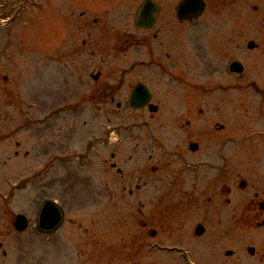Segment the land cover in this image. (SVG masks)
Masks as SVG:
<instances>
[{
    "label": "rangeland",
    "instance_id": "obj_1",
    "mask_svg": "<svg viewBox=\"0 0 264 264\" xmlns=\"http://www.w3.org/2000/svg\"><path fill=\"white\" fill-rule=\"evenodd\" d=\"M137 1L132 0L133 5L128 9L120 6L119 10L122 13L132 10ZM160 1L167 4L169 0ZM209 1L211 3L204 17L194 24L195 26L192 24V26L177 24L175 26L173 22L168 23V25L173 24L171 29L177 34L174 50L177 53L178 74L185 76L192 84H202V90H215L219 85L231 88L228 92L221 93L217 90L210 93L207 98L202 96L198 99L197 107L207 110L203 121L199 124L210 125L217 122L240 127L239 134L233 136L230 141L248 142L251 138L255 141H264V138L257 139L259 133H254L256 127L264 125V120L259 119L256 112L258 97L250 90V84L253 82L264 85V0H222V2L217 1L216 5L212 4V0ZM76 2L80 4L81 0H24V2L0 0V243L3 245L0 249V264L129 263L121 256L122 254L117 256L112 253L110 257L107 253V256L104 255L109 242L106 233L110 225L105 217V206L108 207L110 203L108 198L104 197V192L99 191L97 184L100 180H105V177L101 174L100 177L94 176L93 166H90L86 160L74 165V172L69 170L72 167L65 165L63 169L59 167L58 173L55 163L48 177H44L40 172L46 165L43 160L46 154L49 157L58 155L60 149L68 152L70 148L77 146V142L83 143L85 148L89 134L92 135L95 130L97 131V127H102L97 134L101 138L104 131L137 124L139 116L138 112L129 113L125 109L114 111V103L110 108L113 113L110 120L106 122L98 116L94 121L93 105H99L102 96L101 93L98 95L97 84L89 78L95 69H92L93 65L89 67L86 60H79L80 56L76 54L74 47L75 41H80L91 33L92 38L97 36L96 42L93 43L88 37L87 42H92L91 48L97 46L100 49L115 45V39L118 38L120 31L133 32L134 29L131 19L125 22L113 18L108 21L111 33H107L101 39V23L95 27L84 28V21L78 18L72 20L65 17L62 20L57 17L58 13L66 14L70 11V7H66L68 3ZM100 2L102 0H87L86 5L98 9ZM123 3L124 0L122 5ZM32 5L36 7L32 8ZM16 7H25L22 14L33 11L32 13H37V16L27 25L21 23L24 17L16 18L10 24L2 22L6 16L8 19H13L15 14L13 8ZM253 7H256V10H253ZM111 8L116 9V7ZM95 17L100 19V15L96 16L93 11L88 13V19ZM160 25L169 29L162 20ZM78 26L83 27L81 34L78 33ZM92 29H97L96 35L91 32ZM6 30H10L11 37L3 36ZM188 30L190 37L186 38L183 33ZM133 33L137 34L136 38L146 36V33L142 32ZM183 40L186 41L185 44L181 43ZM250 40L261 45L262 49L248 51L246 44ZM66 52L69 55L71 53L74 60L73 62L67 60L71 63L67 69L59 68L57 59L54 58L63 57ZM233 59H237L244 66V71L239 77L225 73V65ZM60 60L62 61L58 60V62L63 67L67 61ZM124 61L121 62L120 67H127ZM3 76L8 79L6 82L2 80ZM125 76L117 98L122 108L125 106V97L128 93L126 89L133 79L132 76H129V79L127 75ZM120 77L121 74L111 83L118 86ZM237 83L241 84L239 92L232 90L233 85ZM149 86L155 93L171 94L176 98V103L171 102L173 107L165 108L158 114L161 123L184 126L185 108L178 99L193 92L183 93L179 86ZM258 87L262 86L258 85ZM57 92H62V95ZM60 104L65 105L64 108H73L65 113L63 120L53 116L51 126L49 124V135L47 132H42L44 134L41 136L43 124L40 120L49 112L53 111L55 115ZM59 116L63 118L62 113ZM84 121H86L85 126ZM68 130L69 137L66 133ZM63 136L69 149L65 148L66 146L64 149L62 146L65 144L61 138ZM175 136L179 138L181 135ZM35 140L37 141L35 145L27 144ZM16 143H19L20 147L17 148ZM29 146L33 148L30 149ZM27 149L32 150L29 158L23 156ZM17 151L19 154L16 158L13 153ZM83 152L85 151L80 153ZM105 155H108V152ZM121 161L122 158L120 163ZM97 166L99 167L98 163ZM130 168L131 166L125 165L124 173ZM112 174L113 176L107 178L112 182L109 187L112 189L113 184L117 185L113 189L119 185L121 187V184L115 181L117 177L114 172ZM34 175L37 177L33 182H25L24 179H31L30 177ZM23 183L25 187L21 191H13L15 184L17 188ZM7 195L8 200L5 197ZM49 198L57 201L66 210L67 219L74 220V223L73 225L64 223V227L53 235H38L33 228L35 214L40 204ZM113 201L118 208L122 206V198H114ZM7 208H10L14 214L21 212L28 217L30 229L23 235H12L10 230L9 237L5 235L8 232L7 219L10 217L2 211ZM84 230L92 233L93 240L84 238ZM120 239L122 237L119 232V236L116 237L117 244H120ZM95 242L99 247L94 252L95 248L91 246ZM103 247L105 250H100ZM2 252L6 253L5 257L2 256ZM107 259L109 261H106ZM162 260V262L155 259L132 261L131 264H173L174 261L175 264H182L178 259ZM202 263L198 261L192 264Z\"/></svg>",
    "mask_w": 264,
    "mask_h": 264
},
{
    "label": "flooded vegetation",
    "instance_id": "obj_2",
    "mask_svg": "<svg viewBox=\"0 0 264 264\" xmlns=\"http://www.w3.org/2000/svg\"><path fill=\"white\" fill-rule=\"evenodd\" d=\"M155 1L160 12L151 35L139 41V75L147 85L176 86L180 82V86H186V79L178 77L174 50L177 34L171 29L177 24L176 1L169 0L167 4ZM217 1L222 2L212 0V4L216 5ZM204 2L206 11L211 2ZM131 5L132 0H124L123 5L122 0H111L108 7L128 9ZM78 14L89 20L85 12ZM103 16L107 18L108 12ZM131 16V10H126L111 15V19L129 21ZM161 20L173 24L166 29L160 25ZM189 34L188 30L185 37L189 38ZM123 37L125 43L130 39ZM86 45L82 41L83 49ZM127 50L121 52L125 54ZM200 86L202 90L203 85ZM250 86L256 90L255 82ZM230 89L219 85L215 90L180 97L186 114L184 126L142 122L133 128L135 131H129L135 132L131 137L136 142H133L134 154L129 153L126 162H132L133 166L126 170L125 176L120 172L125 184L120 191L107 192L111 197L120 192L125 198L126 211L119 226L120 251L128 260L158 261L182 256V250L177 248L180 245L203 264H264V143L230 141L239 134L240 127L199 124L207 110L197 109L198 99L207 98L217 90L225 93ZM240 89V83L232 87L236 92ZM175 99L171 94H151L150 103L158 109L149 115V121L158 123L160 119L154 117L173 107L171 102L176 103ZM111 100L114 101L113 96ZM145 109L142 111H148ZM256 128L254 133L264 134V126ZM176 134L181 136L177 138ZM115 152H110L111 159H119L120 153ZM109 167L114 169L116 164ZM110 249L114 247L111 245Z\"/></svg>",
    "mask_w": 264,
    "mask_h": 264
},
{
    "label": "water",
    "instance_id": "obj_3",
    "mask_svg": "<svg viewBox=\"0 0 264 264\" xmlns=\"http://www.w3.org/2000/svg\"><path fill=\"white\" fill-rule=\"evenodd\" d=\"M202 11H203V4L199 0H183L179 3L177 7V15L178 18L180 19L188 18L186 17L187 13H191L192 15L194 14L198 15L201 14ZM153 14L154 11L152 10V8L150 7L148 11V7L146 6L145 8L142 9L140 16H138L136 25L141 26V20H142L141 17L149 19V17H152ZM249 47H251V45H249ZM140 90L143 92L141 93L144 94L145 97L148 96V94L145 91H143L141 86L138 85L129 99L130 105L133 108L140 107V105L137 103L138 102L137 98L139 96ZM19 218H17V221H19L18 220ZM60 219L61 216L57 208L54 205H52L50 202H45L39 211V215L37 219L38 227L40 230H48V231L54 230L57 227L58 223L60 222ZM17 223L18 222H16V224Z\"/></svg>",
    "mask_w": 264,
    "mask_h": 264
}]
</instances>
